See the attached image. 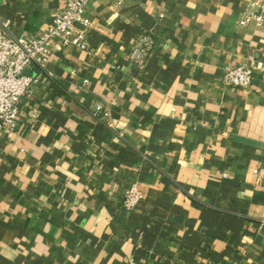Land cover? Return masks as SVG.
I'll return each mask as SVG.
<instances>
[{"label": "crops", "instance_id": "1", "mask_svg": "<svg viewBox=\"0 0 264 264\" xmlns=\"http://www.w3.org/2000/svg\"><path fill=\"white\" fill-rule=\"evenodd\" d=\"M67 3L0 0V17L39 35ZM86 14L87 47L55 40L0 134V264H264V0H93ZM237 64L250 86L225 81Z\"/></svg>", "mask_w": 264, "mask_h": 264}, {"label": "built area", "instance_id": "2", "mask_svg": "<svg viewBox=\"0 0 264 264\" xmlns=\"http://www.w3.org/2000/svg\"><path fill=\"white\" fill-rule=\"evenodd\" d=\"M92 1L68 0L66 7L53 15L50 25L39 35L19 36L11 29V21L0 17V134L17 128L21 100L33 95L37 82L27 71L31 66L37 71L45 69L54 41L58 40L63 45L87 47L85 32H78L77 28L91 27L92 22L86 11ZM121 2L122 0H119V3ZM249 20L250 17H246L241 22L244 24ZM153 44L151 34H140L131 46L130 59L137 64H144ZM253 80L254 69L251 66L237 64L226 69L225 81L230 85L248 87ZM92 113L99 120L111 116L110 109L101 103H95ZM140 198V187L133 184L126 191L123 205L133 209Z\"/></svg>", "mask_w": 264, "mask_h": 264}]
</instances>
